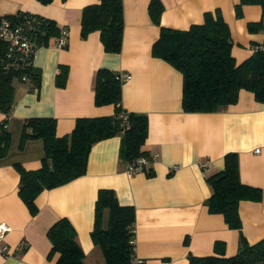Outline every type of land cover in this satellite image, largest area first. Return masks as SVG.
I'll return each instance as SVG.
<instances>
[{
    "label": "crops",
    "instance_id": "crops-1",
    "mask_svg": "<svg viewBox=\"0 0 264 264\" xmlns=\"http://www.w3.org/2000/svg\"><path fill=\"white\" fill-rule=\"evenodd\" d=\"M96 3L0 0V17L29 13L67 30L64 49L54 45V37L34 52L33 65L41 71L39 88H32L28 80L15 82L11 112L8 117L0 112V124L6 120L9 135L6 153H0V223L10 228L1 242L6 254L0 253V264H57L58 255L49 257L52 244L47 233L63 218L75 229L84 264H104L91 238L101 189L113 190L122 206L134 207L135 253L146 264H188L190 256L233 257L241 237L249 245L264 239V103L241 90L236 104L218 112H185L181 72L153 54L162 27L187 30L202 24L206 14H220L230 31L231 55L241 64L264 45V29L248 30L249 24L261 21L264 8L245 5L238 18L239 0H161L163 12L157 25L148 13L150 0H122L121 50L108 53L98 31L81 37L82 11ZM62 67L67 76L61 87L57 77ZM99 69L131 75L122 84L121 107L146 116L143 149L156 157L143 172L128 175L127 164L119 157L122 136L100 141L89 152L85 175L41 192L33 214L19 196L18 168L40 169L44 149L41 140H27L20 148L23 123L53 118L57 136L63 137L70 135L79 118L112 116L115 106L94 104ZM230 152L237 154L241 183L261 191L259 201L239 203L240 230L229 228L222 215L209 213L205 205L212 194L207 178L223 169L224 156ZM21 242L26 247L18 250Z\"/></svg>",
    "mask_w": 264,
    "mask_h": 264
},
{
    "label": "trees",
    "instance_id": "trees-1",
    "mask_svg": "<svg viewBox=\"0 0 264 264\" xmlns=\"http://www.w3.org/2000/svg\"><path fill=\"white\" fill-rule=\"evenodd\" d=\"M48 5L54 0H38ZM65 1V0H62ZM245 5H259L264 0H239L235 6L236 16H242ZM163 6L161 0H150L148 13L153 23L159 25ZM12 24L26 19H35L37 28L32 36L41 46L59 35L56 23L29 13L4 16ZM264 29V16L259 23L248 25L250 32ZM98 31L104 50L119 53L123 34L122 0H97L85 7L81 17V37ZM231 36L220 14H206L202 24L192 25L187 30L161 28L160 37L153 46V54L181 72L182 109L188 113H214L237 103L239 92L253 93L257 102L264 103V51L254 54L241 64H236L231 55ZM17 51H10L8 43L0 39V112L9 116L14 103V83L29 81L32 88H39L41 71L34 67L33 58L22 59ZM67 69L62 67L57 85L64 86ZM122 83L118 74L99 69L94 78V104L97 107L113 105L115 113L109 117L79 118L70 135L58 137L53 118H30L23 123L20 148L27 140L43 142L44 159L36 171L20 173L19 196L31 213L38 209L35 199L44 190H50L85 175L87 160L92 146L100 141L121 135L119 157L132 164L140 157H148L143 149L148 134L145 115L128 113L121 107ZM127 114V125L120 115ZM6 120L0 127V153L5 154L9 142ZM207 183L212 190L205 202L209 213L219 214L227 226L240 230L239 203L243 200L259 201L261 191L243 185L239 179L236 153L224 156V167L210 175ZM107 225L103 226V217ZM135 209L122 206L113 190L101 189L97 194L94 211V227L91 238L100 249L104 264H129L133 254ZM52 244L49 257L58 255L57 264H84V253L76 241V232L69 220L63 218L48 230ZM188 264H264V239L254 245L240 238V246L233 257H189Z\"/></svg>",
    "mask_w": 264,
    "mask_h": 264
},
{
    "label": "built area",
    "instance_id": "built-area-1",
    "mask_svg": "<svg viewBox=\"0 0 264 264\" xmlns=\"http://www.w3.org/2000/svg\"><path fill=\"white\" fill-rule=\"evenodd\" d=\"M37 22L35 19H26L22 25L12 24L4 16L0 17V39L8 43L10 51H17L23 56L22 59L32 57L34 52L40 46L37 44L35 39L32 36V30L37 28ZM54 45L59 49H64L67 46V30L61 29L59 35L54 39ZM264 51V45H260L256 50ZM118 78L122 84L128 82L131 79V75L125 73H119ZM120 118L123 120V124L127 125V114L122 113ZM2 128L0 127V134ZM260 149H256L255 153H259ZM156 156L140 157L132 164H127L126 173L128 175H134L139 172H143L146 167H148ZM205 167V165H203ZM10 231V228L4 224L0 223V253L6 254V247L1 245V242L4 239L6 233ZM133 246V254L129 264H146V262L139 258L135 253V240L134 238L131 241ZM26 247V242H21L18 245V250Z\"/></svg>",
    "mask_w": 264,
    "mask_h": 264
}]
</instances>
